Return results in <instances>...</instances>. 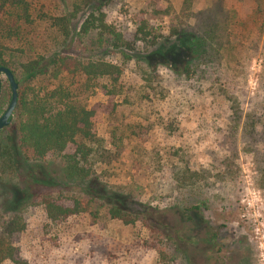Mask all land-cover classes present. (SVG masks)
Masks as SVG:
<instances>
[{
  "label": "rangeland",
  "instance_id": "1",
  "mask_svg": "<svg viewBox=\"0 0 264 264\" xmlns=\"http://www.w3.org/2000/svg\"><path fill=\"white\" fill-rule=\"evenodd\" d=\"M26 1L29 22L0 0V47L18 99L69 84L62 74L24 76L18 63L79 54L75 34L96 5ZM105 1L106 20L125 39L147 23L157 43L136 41L129 59L85 52L123 67L116 92L69 86L95 109V173L67 180L54 162L0 171V225L17 215L22 224L9 242L23 264H264V0ZM189 61L186 77L179 71ZM1 81L0 115L11 93ZM17 125L13 113L0 128V159ZM44 194L82 200L86 211L50 220ZM113 205L134 222L110 218Z\"/></svg>",
  "mask_w": 264,
  "mask_h": 264
},
{
  "label": "trees",
  "instance_id": "2",
  "mask_svg": "<svg viewBox=\"0 0 264 264\" xmlns=\"http://www.w3.org/2000/svg\"><path fill=\"white\" fill-rule=\"evenodd\" d=\"M82 1L87 4L96 2V5L86 15L75 34V46L79 54H38L25 62L18 63L24 76L58 77L62 74L69 80V84L67 86L59 84L47 90L31 88L30 92L23 93L17 100L12 114L17 115L18 125L14 139L7 146L3 157L1 155L0 171L3 173L17 169L22 162H54L58 164L64 179L78 181L91 179L95 173L97 155V135L94 128L96 113L93 107L86 106L81 95L74 96L69 86L74 85L75 90L78 91L82 86V92L94 87L107 88L109 93L116 92L123 67L101 56H85V52L91 51L94 47L96 51L102 48L109 50L110 54L120 52L125 59H129L130 52L136 48V41H147L143 43H149L151 46L157 43V37L148 38L150 32L147 23H143V26L137 30L134 40H127L106 20L102 5L107 1L102 3H99L100 0ZM8 2L19 10L20 18L26 22L31 21L26 0H8ZM57 21L59 25L61 24L62 31L68 35L69 19L66 22H62V18ZM91 36L96 37L91 40ZM84 38H89L91 42H84ZM4 54L5 48L0 47V65L10 68L12 62L8 61ZM192 72L190 61L183 64L179 71L186 77ZM41 200L50 220H62L74 213L86 211L87 208L82 200L76 198L71 203H67L60 196L44 194ZM108 214L110 218L118 219L125 224L135 220L134 214L114 205L109 207ZM19 218L20 216L17 215L0 225V264L5 259H9L14 264H23L16 248L9 242V235L22 228Z\"/></svg>",
  "mask_w": 264,
  "mask_h": 264
},
{
  "label": "water",
  "instance_id": "3",
  "mask_svg": "<svg viewBox=\"0 0 264 264\" xmlns=\"http://www.w3.org/2000/svg\"><path fill=\"white\" fill-rule=\"evenodd\" d=\"M1 74L5 75L9 83L11 93H10L8 104L0 115V128L8 124L9 119L12 115V112L16 107L17 99H18V93H17L18 84H17V81L15 79L12 69L9 68L8 66L0 65V92H1V87H2Z\"/></svg>",
  "mask_w": 264,
  "mask_h": 264
}]
</instances>
